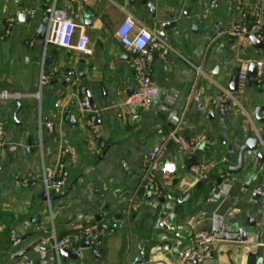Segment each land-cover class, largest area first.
Listing matches in <instances>:
<instances>
[{
    "label": "crops",
    "instance_id": "1",
    "mask_svg": "<svg viewBox=\"0 0 264 264\" xmlns=\"http://www.w3.org/2000/svg\"><path fill=\"white\" fill-rule=\"evenodd\" d=\"M45 1L0 0V31L20 12H36L34 19L28 16L26 23L18 21L10 35L0 37V92L11 95L0 97L4 128L0 264H132L144 251L151 264H251V256L257 258L255 264H264V198L255 192L264 177V162L258 167L257 158L261 147L245 151L243 169L227 174L228 167L238 164L247 139L264 132V124L254 116L255 108L264 106V89L259 90L264 83V47H255L253 42L240 47L226 33L230 23L240 20L241 9L248 13L257 0H241V9L239 0H220L213 9L209 0H136L134 4L130 0H90L77 20L75 34L76 39L81 25L92 51L89 55L55 44L45 48L35 38L39 25L47 23ZM147 2L153 4L155 16ZM59 5L68 8V0H60ZM127 13L158 35L163 22H177L163 38L172 47L168 59L154 58L153 79L159 95L150 110L136 116L129 113L125 101L135 88L131 61L137 50L123 46L114 36ZM243 57L262 63L260 82L247 84L243 93L235 94L237 100L227 104L226 114L219 116L212 109L211 98L230 91ZM63 68L73 69L75 75L63 76ZM43 71L54 76L40 89ZM79 87L86 88L101 110L95 124L99 137L93 135L89 115L79 107ZM67 108L71 110L69 119L65 117ZM45 122H52L54 128L48 130ZM176 127L187 139L204 132L213 144L194 152L165 147L163 159L174 163L177 172L155 170L160 193L151 195L139 188L142 159ZM59 162L68 171L67 181L47 190L44 169H53ZM200 162L207 165V179L198 188L200 180L191 168ZM30 173L36 176L34 184L15 185V178ZM220 183L224 192L218 194L215 190ZM188 194L176 212L184 216L177 224L179 229L164 231L161 214L165 206L160 199H182ZM111 214L123 216L127 224L123 229L108 230L101 238L97 253L101 258L82 246L83 242L81 249L64 250L65 254L37 243L36 224L63 235ZM217 216L227 228H246L247 242L218 239L212 259L181 261L178 252L195 232L208 231ZM12 237L21 239L20 243L12 246ZM33 243L35 247L23 257L12 259ZM166 245L172 249H164Z\"/></svg>",
    "mask_w": 264,
    "mask_h": 264
},
{
    "label": "built area",
    "instance_id": "2",
    "mask_svg": "<svg viewBox=\"0 0 264 264\" xmlns=\"http://www.w3.org/2000/svg\"><path fill=\"white\" fill-rule=\"evenodd\" d=\"M90 0H68L69 7L62 8L59 5L60 0H46L45 3L49 7L47 17L48 31L44 40L45 48L49 44H55L63 48L73 49L85 55L92 53L88 46V37L85 35L81 27L78 37L75 39L76 29L78 27L77 20L81 18L84 6ZM220 0H209L211 9L218 6ZM243 2L238 1L237 6L241 9ZM35 9L29 13V18H35ZM242 16L240 20L229 24L226 33L233 36L240 47H247L252 44V38L259 41L264 40V0H257L248 9V13L241 9ZM135 17L127 13L124 20L117 26L114 32L115 38L120 44L125 47L137 50L138 55L131 61V69L135 79V88L127 97L125 104L130 114L138 115L140 112L148 111L153 106L156 97L159 95V87L155 84L154 75V58L167 60L169 53L172 50L170 44L156 34L148 24L136 22ZM18 22L17 17L10 18L3 30L0 31V37L8 36ZM34 41L30 42L33 45ZM254 59L243 57L239 62L238 71V86L237 93H232L228 90H223L221 93L211 98L212 109L219 116L226 114L227 104L230 101H236L235 94L243 93L249 81V67ZM259 69L262 67L261 62H257ZM63 76L72 77L75 75L73 69H61ZM54 76L53 72L41 73L39 87L42 89L50 83ZM260 71L258 79L261 78ZM41 90L37 92L40 96ZM7 91L0 92L1 98L10 97ZM17 96V95H16ZM79 107L89 115V124L93 130V135L99 137L96 129V120L100 116V108L93 103L88 95L86 88L79 87ZM71 110L67 108L66 119H69ZM48 130L54 128L52 122L44 124ZM179 127L172 129L162 140L161 143L155 145L149 150L142 159L143 176L139 183V188L145 192H150L151 195L159 196L160 190L154 180V172L158 168L162 173L174 174L177 172V166L168 159H163V150L167 146H176L179 150L191 151L200 150L202 146L209 147L213 144L212 139L206 134L201 133L194 138L187 139L179 133ZM4 145V128L0 123V148ZM126 167V163H123ZM194 175L200 180L207 179V165L203 162L196 163L191 168ZM68 178V171L63 162H59L53 169H44L43 181L48 190L50 185H64ZM36 181V176L33 173L26 176L15 178V185L20 187H29ZM223 188L217 193H223ZM255 192L264 198V177L260 179L255 187ZM127 224L126 219L118 214H111L106 218L83 225L78 229L59 235L54 228L44 227L42 225H34V230L39 232L38 244L60 253L61 250L77 251L81 249V243L87 241L89 246L87 249L93 255L99 252L101 238L110 229H123ZM15 240L14 237L11 238ZM247 242V240L243 241ZM217 238L213 233L205 230L197 231L193 234L191 241L182 250L178 252V258L185 262L202 263L214 256V246H216ZM166 250H171L172 247L166 245Z\"/></svg>",
    "mask_w": 264,
    "mask_h": 264
},
{
    "label": "water",
    "instance_id": "3",
    "mask_svg": "<svg viewBox=\"0 0 264 264\" xmlns=\"http://www.w3.org/2000/svg\"><path fill=\"white\" fill-rule=\"evenodd\" d=\"M136 0H130V2L132 4L135 3ZM143 2L145 3L146 0H143ZM147 6L150 8V10L152 11L153 16H155V9L153 4L147 2ZM31 10L25 12H20L18 14V21L20 23H26L27 19H28V14L30 13ZM177 25V22L174 21H167V22H163L162 23V30L159 32L160 37L165 38V32L166 30L170 29L171 27H175ZM47 31H48V26L47 23H41L39 25V27L37 28L36 34H35V38L43 41L46 38L47 35ZM252 42L253 45L255 47H264L263 42L257 40L256 38H252ZM135 55H138V52H135ZM258 72H259V66L258 63L256 61L251 62L250 67H249V81H248V85L250 84H259L260 79H258ZM237 86H238V75L235 74L232 77V81L230 84V91L232 93H237ZM264 89V83L260 85L259 90L263 91ZM18 106H21L20 102H18ZM264 111V106H257L255 108V112H254V116L255 119L264 124V116H261V112ZM211 115H214V112H211ZM258 147H261L260 151L258 150L257 153V158L259 160V164L258 167H261L263 162H264V132L262 133H257L254 136L250 137L247 139V141L245 142V144H243L240 148L239 151V157H238V164L235 166H231L227 168V174H233V173H238L240 172L243 167H244V161H243V153L247 150H252V151H256L258 149ZM202 148H205L204 146H202ZM190 160L193 162V158H190ZM189 161V160H188ZM203 186V181H200V183L198 184V188H201ZM224 187L223 183H220L217 186V189L215 190V193H217L219 190H221ZM191 194H188L185 198L179 199L177 198V196H163L162 199H160V202H164V210L161 214L163 220H165L164 222H162L163 224H161V227L164 229V231H166L169 228H177L179 229V226H177L178 222L183 220L184 216H177L176 212L179 211L182 206L184 205V203L187 201V199L189 198ZM168 217L171 220H168ZM209 232L213 233L214 236L218 239H227V240H242L245 241L247 239V229L246 228H240V229H232V228H227V226L225 224L222 223V218L217 216L214 225L208 230ZM158 234V233H156ZM155 234V235H156ZM154 235V236H155ZM21 241V239H17L12 241V246H16L17 244H19ZM153 241V239L151 240V242ZM35 243L27 246L26 248H24L23 250H21L20 252H18L17 254H15L12 259H19L21 257H23L27 252H29L31 249H33L35 247ZM82 246L84 247H88L89 243L87 241H84L82 243ZM162 247H159V250H161ZM143 252V251H142ZM61 254H65L64 250L60 251ZM158 252H154V254H157ZM96 258H101V256L99 254L96 255ZM257 262V258L255 256H251L250 257V263L251 264H255ZM132 264H151L150 263V258L147 256V253H145V251L142 253V257L139 259L137 258ZM153 264H165L164 262L158 261L155 262Z\"/></svg>",
    "mask_w": 264,
    "mask_h": 264
},
{
    "label": "trees",
    "instance_id": "4",
    "mask_svg": "<svg viewBox=\"0 0 264 264\" xmlns=\"http://www.w3.org/2000/svg\"><path fill=\"white\" fill-rule=\"evenodd\" d=\"M10 243H12V240L10 239Z\"/></svg>",
    "mask_w": 264,
    "mask_h": 264
}]
</instances>
